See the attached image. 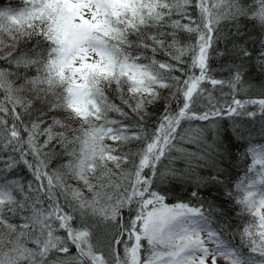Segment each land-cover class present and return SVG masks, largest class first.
Instances as JSON below:
<instances>
[{
    "label": "snow or ice",
    "instance_id": "snow-or-ice-1",
    "mask_svg": "<svg viewBox=\"0 0 264 264\" xmlns=\"http://www.w3.org/2000/svg\"><path fill=\"white\" fill-rule=\"evenodd\" d=\"M0 264H264V0L0 5Z\"/></svg>",
    "mask_w": 264,
    "mask_h": 264
},
{
    "label": "trees",
    "instance_id": "trees-1",
    "mask_svg": "<svg viewBox=\"0 0 264 264\" xmlns=\"http://www.w3.org/2000/svg\"><path fill=\"white\" fill-rule=\"evenodd\" d=\"M7 3H8V0H0V5H6ZM17 3H18V0H12L13 6H15ZM257 83H259V81H257ZM225 91H227V89H225ZM251 94L256 95V92L253 91V93H251ZM244 167H245V164L240 163L238 165V167L230 169V171H231L230 179L232 181H235L239 176H241L243 174ZM201 175L207 176V175H209V172L207 170H205L201 173ZM191 190H192V188H190L188 185H184L183 187L176 185V186H173L170 195H174L177 199L188 200L190 197ZM211 192H212V196H216V197L220 196V192L216 188H212ZM202 194L205 196H208L207 191L203 192ZM209 198H211V197H209ZM170 202H174V201H170ZM229 207H231V205H229Z\"/></svg>",
    "mask_w": 264,
    "mask_h": 264
}]
</instances>
